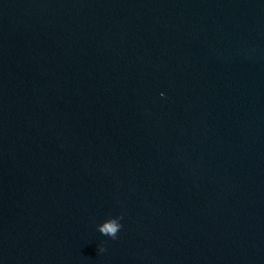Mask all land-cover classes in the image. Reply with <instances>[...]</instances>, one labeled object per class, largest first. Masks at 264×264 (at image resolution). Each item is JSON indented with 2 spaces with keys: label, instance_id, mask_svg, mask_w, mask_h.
<instances>
[{
  "label": "water",
  "instance_id": "95a60500",
  "mask_svg": "<svg viewBox=\"0 0 264 264\" xmlns=\"http://www.w3.org/2000/svg\"><path fill=\"white\" fill-rule=\"evenodd\" d=\"M0 264H264V0H0Z\"/></svg>",
  "mask_w": 264,
  "mask_h": 264
},
{
  "label": "clouds",
  "instance_id": "9594fccd",
  "mask_svg": "<svg viewBox=\"0 0 264 264\" xmlns=\"http://www.w3.org/2000/svg\"><path fill=\"white\" fill-rule=\"evenodd\" d=\"M120 228L121 224L119 223V220L113 218L109 220L106 225L102 228V232L104 234L112 236L115 239Z\"/></svg>",
  "mask_w": 264,
  "mask_h": 264
}]
</instances>
